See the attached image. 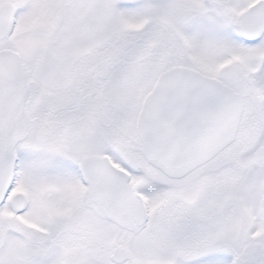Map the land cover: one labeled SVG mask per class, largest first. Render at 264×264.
Segmentation results:
<instances>
[{"label": "snow or ice", "instance_id": "1", "mask_svg": "<svg viewBox=\"0 0 264 264\" xmlns=\"http://www.w3.org/2000/svg\"><path fill=\"white\" fill-rule=\"evenodd\" d=\"M0 264H264V0H0Z\"/></svg>", "mask_w": 264, "mask_h": 264}]
</instances>
